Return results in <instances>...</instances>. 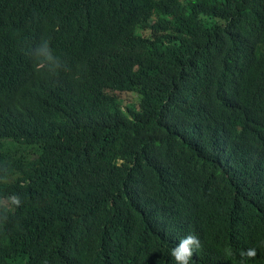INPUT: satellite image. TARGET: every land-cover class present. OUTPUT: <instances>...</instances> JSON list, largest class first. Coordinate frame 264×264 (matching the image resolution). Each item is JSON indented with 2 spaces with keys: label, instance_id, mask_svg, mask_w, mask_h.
I'll return each instance as SVG.
<instances>
[{
  "label": "trees",
  "instance_id": "trees-1",
  "mask_svg": "<svg viewBox=\"0 0 264 264\" xmlns=\"http://www.w3.org/2000/svg\"><path fill=\"white\" fill-rule=\"evenodd\" d=\"M189 233L191 264L264 238V0H0V264H175Z\"/></svg>",
  "mask_w": 264,
  "mask_h": 264
},
{
  "label": "clouds",
  "instance_id": "clouds-1",
  "mask_svg": "<svg viewBox=\"0 0 264 264\" xmlns=\"http://www.w3.org/2000/svg\"><path fill=\"white\" fill-rule=\"evenodd\" d=\"M34 55L38 65L45 66L47 71L51 73H55L62 67L59 58L53 54L47 40H42L40 42V44L34 49ZM200 246V238L193 233H189L180 238L179 243L171 248L170 255L175 261V264H191L193 253H196ZM260 247H264V238H259L253 246L245 249L241 253V264H245L247 259L255 257L257 250ZM223 254L225 256H230L231 250L224 249Z\"/></svg>",
  "mask_w": 264,
  "mask_h": 264
},
{
  "label": "bare ground",
  "instance_id": "bare-ground-1",
  "mask_svg": "<svg viewBox=\"0 0 264 264\" xmlns=\"http://www.w3.org/2000/svg\"><path fill=\"white\" fill-rule=\"evenodd\" d=\"M36 150V149H35ZM238 233V232H237Z\"/></svg>",
  "mask_w": 264,
  "mask_h": 264
}]
</instances>
